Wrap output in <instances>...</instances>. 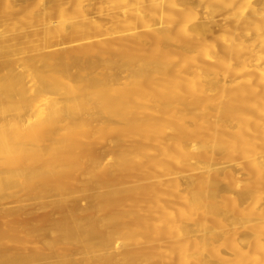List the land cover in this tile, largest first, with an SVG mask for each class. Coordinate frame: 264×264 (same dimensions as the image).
Segmentation results:
<instances>
[{
  "label": "bare ground",
  "instance_id": "6f19581e",
  "mask_svg": "<svg viewBox=\"0 0 264 264\" xmlns=\"http://www.w3.org/2000/svg\"><path fill=\"white\" fill-rule=\"evenodd\" d=\"M22 1L0 264H264V0Z\"/></svg>",
  "mask_w": 264,
  "mask_h": 264
},
{
  "label": "rangeland",
  "instance_id": "374dc122",
  "mask_svg": "<svg viewBox=\"0 0 264 264\" xmlns=\"http://www.w3.org/2000/svg\"><path fill=\"white\" fill-rule=\"evenodd\" d=\"M24 1H25V0H24ZM24 1H22V3H21L22 6H23ZM26 1H27V0H26ZM26 1H25V3H26ZM28 1H29V0H28ZM28 1H27V2H28ZM30 1H31L30 3H32V2H35L36 0H33V1L30 0ZM27 4H28V3H27ZM24 5H25V4H24ZM114 10H115V9H110V10L107 9L106 11H104V14L102 15L103 19H104V20L106 19L105 21H108L109 18H107V17H109V14L114 13V12L116 11V10H115V11H114ZM91 11H93V12H91ZM54 13H55V11H54ZM54 13L51 12L50 14L47 15V17H48V16L50 17L51 15L54 16V15H53ZM88 13H89V15H88ZM88 13L86 14L85 17H87V15H88V17H90V18H91V17H94V18H95L96 16H99V15L96 14V13L94 12V10H92V9H91ZM92 13H93V14H92ZM105 14H106V16H105ZM107 14H108V16H107ZM90 15H91V16H90ZM94 15H95V16H94ZM49 17H48V18H49ZM88 17H87V18H88ZM104 17H106V18H104ZM87 18H85V19H87ZM137 18H138V17H137ZM20 192H21L20 194H25L27 191H26V190H25V191H24V190H23V191L21 190ZM16 204H17V203H16ZM34 215H35V216L37 215L36 210H33V216H34ZM35 216H34V217H35ZM3 256H4V258L6 257L5 255H3ZM1 264H8V263H6V260H5V259H2V263H1Z\"/></svg>",
  "mask_w": 264,
  "mask_h": 264
}]
</instances>
